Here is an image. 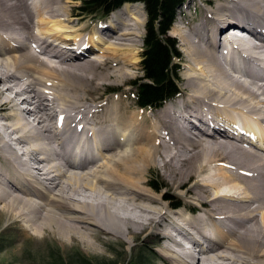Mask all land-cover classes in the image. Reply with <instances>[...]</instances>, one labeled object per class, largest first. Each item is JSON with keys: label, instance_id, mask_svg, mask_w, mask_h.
I'll use <instances>...</instances> for the list:
<instances>
[{"label": "bare ground", "instance_id": "1", "mask_svg": "<svg viewBox=\"0 0 264 264\" xmlns=\"http://www.w3.org/2000/svg\"><path fill=\"white\" fill-rule=\"evenodd\" d=\"M73 2L0 0V213L33 235L84 243L163 227L162 264H264V0L204 1L177 35L184 95L151 116L125 103L130 93L97 109L81 99L139 64L137 3L95 27L73 17ZM230 28L255 38L239 33L247 53L219 49V32L235 40ZM109 59L116 76L99 70ZM150 168L186 189L188 216L143 185Z\"/></svg>", "mask_w": 264, "mask_h": 264}, {"label": "rangeland", "instance_id": "2", "mask_svg": "<svg viewBox=\"0 0 264 264\" xmlns=\"http://www.w3.org/2000/svg\"><path fill=\"white\" fill-rule=\"evenodd\" d=\"M204 1L205 0H186L185 4L182 5V7H180L179 10L177 11V16L169 32V35L175 39L176 48L181 54L180 58H177L178 59L177 61H179L181 65V71L179 73L180 76L179 88L182 91L181 92L182 95H184L185 92L184 75H186L187 73L186 71H188V69L186 70V60L183 52L184 50L183 41L177 35L180 32L185 33L187 30V25L194 23V20L201 17L202 12L205 11L204 9H208V6L205 5L206 2ZM222 1L224 0H212L211 2L212 4L210 6L215 7L217 4L220 5ZM79 5H81V0H74L73 4H71L69 9L73 11L72 12V15L74 14L73 17H85L86 25L90 26L91 23L96 22V24H94V26L96 27L99 25V23L102 24L103 22H105L102 21V19L105 20L110 17V15L107 17H103V15L100 12H96V14L89 12L86 13L78 8ZM137 5H138L137 9L140 10L139 12L141 17L140 19L144 21L143 22L144 25H142V31H141L142 34L139 33V35H141V38H139L137 35L135 43H133V46L135 45V48L137 49L135 53L138 54L137 56L139 57V64L136 67H134L136 69L129 68L130 73H132V75L128 80H126L123 83L121 81L117 83L115 81L116 79L113 76V78L108 79L104 83V85H100V86L89 85L90 94L81 93V99L83 100L82 102L84 104L87 103L86 106H90V105L93 106L92 104L96 103L97 106H95L96 108L94 107L95 109H97V107H99L100 104H102L103 105L102 107H104L106 100L117 101L123 98V96L127 93L130 94L127 97V99L124 98L125 103L127 100L128 104L130 103L135 104V98L133 96L134 90L129 82L142 75L141 53L143 49V37L145 35L144 31H145V23H146V14H145L144 6L142 4H137ZM103 25L104 24H102V26ZM88 34H90V31L87 28V30H85L84 33L83 32L81 33L80 42H82L86 37H88ZM117 60L119 59H109L108 61L109 63L107 62L108 65L103 63L102 67L99 66L100 67L99 70L102 71L106 70V72L107 70H109L108 74H111L113 72L116 76L118 72L117 70H119L117 69L118 66L117 67L115 66V63L118 62ZM119 68H121V65L119 66ZM99 70L98 73H100ZM106 72H104V74ZM97 83L101 84L102 81L97 80ZM113 90H116V92L113 93ZM109 92L112 93L110 94ZM9 96L12 95L9 94ZM2 103L3 101L0 100V106ZM21 107L24 108L25 105ZM129 107L131 108L130 112L138 111V110H134L133 105H129ZM150 110H153L154 113H156L157 111V110L155 111V109H150ZM150 110L145 109L144 112L148 113L151 116L152 112H146ZM4 112H6L7 114H12L14 111H12V109L9 108ZM103 114L104 113H102V115ZM5 123L8 122H4V124ZM12 143L13 142H11V144ZM21 159H25V158L21 156ZM99 163L104 164V161ZM221 163L224 164L225 162H221ZM221 163L218 164V167H224ZM152 176H156L158 181H161L160 184L163 185L164 187H162L158 191L152 190L149 187L150 185L148 182L150 180V177ZM144 178H145L144 180H146L147 183L145 181L143 185L146 186L147 189H150V191L160 196H166L167 193L172 194L174 198L169 199L171 200V203H177V201L181 203L180 209L169 211V213L172 216L175 217L173 213L176 211L184 212L183 210L184 207H191L190 205L187 206L188 202H190V198L188 199V197L185 198L181 195L182 192L186 191V189H182V190L174 189V187L170 184L168 176L164 173V171L161 168H150L148 172L145 174ZM192 184L193 183L189 184V186H191ZM175 199L176 201H174ZM184 213L186 214L187 212ZM186 215L188 216V214ZM25 228L26 227L15 224L10 219V214L0 213V264H50L51 253L55 255L54 257H57L58 259H62L65 262L69 261V258H73L75 255H81L85 257V259H87L90 264L92 263L113 264V262H116L118 264H162L164 261H166V258L163 256L164 254L162 249L165 246H168L167 245L168 240H165L164 238L163 239L159 238L160 231L164 230L163 227H160L159 229H155L153 231L152 230L143 231L133 240H131L132 239L131 236H129V238H127L126 240H123L116 238L107 239V237L101 235L98 240L96 241L94 240L92 243H84L79 241L77 238L75 239L60 238L54 233H50V232H46L42 234V236L40 237L27 232ZM176 238L181 239L180 236L179 237L177 236ZM197 262L198 261H196L195 264H197ZM77 263L81 264L78 261Z\"/></svg>", "mask_w": 264, "mask_h": 264}, {"label": "trees", "instance_id": "3", "mask_svg": "<svg viewBox=\"0 0 264 264\" xmlns=\"http://www.w3.org/2000/svg\"><path fill=\"white\" fill-rule=\"evenodd\" d=\"M186 0H82L78 7L84 12L99 11L107 15L114 9L124 4H142L146 14L145 35L143 37V49L141 53L142 75L129 83L134 88L136 104L142 109H160L164 102L173 98L178 92L179 72L181 67L177 58L180 53L176 48V41L169 35L174 23L177 10ZM126 2V3H125ZM121 7V8H122ZM116 91V90H113ZM149 187L152 190H160V184L156 176L150 177ZM159 193V192H157ZM166 200L173 199L172 194L167 193ZM176 201V199L174 200ZM173 201V202H174ZM181 205L177 201L174 207ZM51 253L50 264H90L85 257L75 255L69 261H63L54 257ZM74 259V260H73ZM93 264V263H92ZM105 264V263H103ZM113 264H118L113 262Z\"/></svg>", "mask_w": 264, "mask_h": 264}]
</instances>
